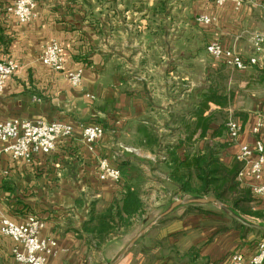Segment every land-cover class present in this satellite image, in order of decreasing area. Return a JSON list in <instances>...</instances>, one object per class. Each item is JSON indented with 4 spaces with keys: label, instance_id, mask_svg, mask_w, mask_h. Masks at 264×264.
<instances>
[{
    "label": "crops",
    "instance_id": "obj_1",
    "mask_svg": "<svg viewBox=\"0 0 264 264\" xmlns=\"http://www.w3.org/2000/svg\"><path fill=\"white\" fill-rule=\"evenodd\" d=\"M16 1L0 0V62L20 65L0 97V122H62L74 128L48 156H4L0 162V213L15 223L30 216L45 222L40 238L56 243L47 264H114L145 229L147 213L126 233L103 243L85 231L91 212L104 213L123 193V184L99 180L100 159L118 168L123 161L142 168L141 178L133 172V184L147 211L154 208L159 216L181 197L165 174L143 165L154 162L160 150L146 147L139 130L153 128L162 145L185 140L184 132L171 135L169 129L179 124L169 115L191 108L190 97L212 89L227 104H208L199 129L178 149L180 159L206 146L226 145L221 161L242 168L241 148L257 141L264 145V65L237 71L206 50L218 42L251 57L252 34L264 32V0H242L239 11L205 0H40L28 24L8 12ZM202 16L213 23H198ZM51 41L61 45L68 71L83 70L79 87L41 63L42 47ZM229 113L241 126L234 143L226 128ZM84 126L102 127L103 139L86 143ZM143 178L149 185L141 183ZM237 181L251 195L250 211L264 216V197L251 190L256 182ZM240 216L264 226V218ZM263 240L264 233L244 231L213 205L182 206L141 237L119 264H231L235 253L249 261ZM13 248L14 242L0 233V264H15Z\"/></svg>",
    "mask_w": 264,
    "mask_h": 264
},
{
    "label": "built area",
    "instance_id": "obj_2",
    "mask_svg": "<svg viewBox=\"0 0 264 264\" xmlns=\"http://www.w3.org/2000/svg\"><path fill=\"white\" fill-rule=\"evenodd\" d=\"M218 7L231 4L236 11L243 7L242 0H205ZM40 0H17L8 8L19 24H28L36 18V9ZM198 23L211 25L213 19L202 16L197 18ZM252 56L244 58L233 50L226 49L218 42L210 43L207 53L227 67L237 71H245L250 67L264 65V32L254 33L250 39ZM41 63L54 72L65 74L73 87L82 83L83 70H67L68 60L61 45L57 41L45 43L40 56ZM20 65L14 60L0 62V97L7 82L16 76ZM94 99L92 96H88ZM226 128L230 143L237 141L241 133V126L232 113L226 119ZM262 128V119L258 121L253 132L258 134ZM74 128L62 122H31L14 119L0 122V162L4 156L13 160H31L35 155H50L56 148L58 141L73 135ZM105 131L100 126H84L83 138L89 145H94L103 139ZM133 153L132 149H125ZM255 157L251 161L250 158ZM243 167L238 180L245 177L253 179L252 193L257 198L264 197V145L257 141L254 147L244 146L238 155ZM99 180L111 181L119 184L122 176L118 167L108 159H100L98 163ZM45 229V222L37 216H30L24 223H15L0 213V233L14 242L12 256L15 264H47V258L52 256L56 243L40 238ZM231 264H264V240L258 244L256 254L245 261L240 253L232 256Z\"/></svg>",
    "mask_w": 264,
    "mask_h": 264
},
{
    "label": "trees",
    "instance_id": "obj_3",
    "mask_svg": "<svg viewBox=\"0 0 264 264\" xmlns=\"http://www.w3.org/2000/svg\"><path fill=\"white\" fill-rule=\"evenodd\" d=\"M191 108L169 115L173 122H178L179 128L173 129L166 125L171 131V135L184 132L187 134L185 140L179 139V142L173 144H160V138L154 133L153 128L143 126L140 133L145 141V146L149 149L160 150L154 162H147L146 165L166 175L168 182L177 187L178 195L188 196L190 198L215 197L232 211L256 218H264L259 213L250 211L251 195L246 190H241L237 181L241 171V165L238 162L228 166L221 161V152L224 145L206 146L203 150L195 151L185 155V159H180L178 149L192 139L199 129L200 120L204 110L208 109L209 103H216L220 106L227 104V99L223 95L210 89L205 93H200L197 97H190ZM188 117L195 118L192 124L187 123ZM126 154V153H125ZM127 155V154H126ZM136 159V158H135ZM138 160V159H136ZM123 184V193L120 199H115L113 204L102 214L91 212L86 232L93 234L96 239L103 243L110 235H119L130 230L135 222L134 219L144 217L147 213L145 205L140 197L139 191L133 184L137 178L144 175L142 168L129 165L126 161L119 163ZM244 231L245 227L236 223ZM260 233V232H259Z\"/></svg>",
    "mask_w": 264,
    "mask_h": 264
},
{
    "label": "water",
    "instance_id": "obj_4",
    "mask_svg": "<svg viewBox=\"0 0 264 264\" xmlns=\"http://www.w3.org/2000/svg\"><path fill=\"white\" fill-rule=\"evenodd\" d=\"M207 205H213L218 210L222 211L224 215H226L228 218L233 220L234 222L238 223L239 225L245 227L248 230L256 231L260 233H264V226L256 225L248 220L244 219L240 215L236 214L234 211H232L229 207L224 205L221 201H219L215 197H206V198H190V199H184V197H179L176 201H174L167 210H165L163 213H161L158 218L150 223L144 230H142L130 243V245L127 247V249L123 252L120 259H118L114 264H119V262L129 253V251L133 248V246L137 243V241L143 237L150 229H152L155 225L160 223L162 220L170 216L176 209L182 206H207Z\"/></svg>",
    "mask_w": 264,
    "mask_h": 264
},
{
    "label": "rangeland",
    "instance_id": "obj_5",
    "mask_svg": "<svg viewBox=\"0 0 264 264\" xmlns=\"http://www.w3.org/2000/svg\"><path fill=\"white\" fill-rule=\"evenodd\" d=\"M144 166H146V167H148L145 163L143 164ZM143 179H145V180H142L141 181V183H143L144 185H149V183L146 181V178H143ZM148 180V179H147ZM158 183V182H157ZM150 195H151V193H148V192H146V193H144V199H145V201L149 204L150 202ZM156 199H157V201H158V195L156 196ZM184 199H190V197H188V196H184ZM156 209H150V208H148V211H147V215H148V220H147V223L144 225V226H148L150 223H152V222H154L157 218H158V210H156ZM160 210V209H159ZM161 210H164V209H161ZM152 211H155L154 213L152 212ZM220 213H223L222 211H220V210H218ZM248 219V218H247ZM250 222H253L252 220H250V219H248ZM145 227V228H146ZM140 228V227H139ZM138 228V229H139ZM138 229H136L135 231H133L130 235L131 236H136L137 234H138V232H139V230ZM141 229V228H140Z\"/></svg>",
    "mask_w": 264,
    "mask_h": 264
}]
</instances>
